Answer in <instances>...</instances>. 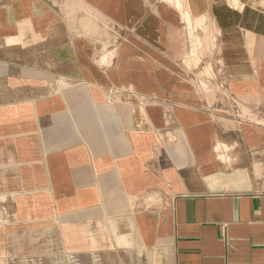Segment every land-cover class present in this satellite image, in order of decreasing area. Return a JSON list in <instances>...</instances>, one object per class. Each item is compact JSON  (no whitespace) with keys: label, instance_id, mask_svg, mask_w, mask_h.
Returning <instances> with one entry per match:
<instances>
[{"label":"crops","instance_id":"obj_1","mask_svg":"<svg viewBox=\"0 0 264 264\" xmlns=\"http://www.w3.org/2000/svg\"><path fill=\"white\" fill-rule=\"evenodd\" d=\"M233 2L253 0H0V264L29 262L30 225L264 264V44Z\"/></svg>","mask_w":264,"mask_h":264},{"label":"rangeland","instance_id":"obj_2","mask_svg":"<svg viewBox=\"0 0 264 264\" xmlns=\"http://www.w3.org/2000/svg\"><path fill=\"white\" fill-rule=\"evenodd\" d=\"M245 7L238 2L231 3V6L237 11V24L251 27L252 34L250 40L264 44V0H253ZM247 10V12H246ZM264 58V49L261 51ZM264 85V83H263ZM247 102L236 101V114L240 117H254L259 106H262L260 98H256L255 93ZM219 101V100H218ZM221 102V101H220ZM219 102V103H220ZM261 103V104H260ZM222 109L221 104H217V108ZM12 228V227H10ZM60 227L53 226H29L23 232V239L21 234L13 239L12 249L20 250L21 239L23 245L28 249L30 257L27 264H146L144 255H133L132 253H123L124 250L133 248L119 247L114 241H95L92 244H76L74 248L70 249L65 241L62 232H59ZM95 233L100 232V229L94 227ZM22 229L21 227H13V232ZM63 229V227H61ZM99 237V236H98ZM106 238V237H105ZM25 241V242H24ZM90 245V246H89ZM34 253H46L44 259H36L32 255ZM51 257H47V254ZM66 253H95L88 255H68ZM13 264H20V258H12Z\"/></svg>","mask_w":264,"mask_h":264}]
</instances>
